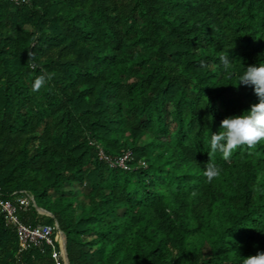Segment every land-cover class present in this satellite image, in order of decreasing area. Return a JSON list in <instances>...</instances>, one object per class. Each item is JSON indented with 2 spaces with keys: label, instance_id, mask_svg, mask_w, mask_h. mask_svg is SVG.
<instances>
[{
  "label": "trees",
  "instance_id": "16d2710c",
  "mask_svg": "<svg viewBox=\"0 0 264 264\" xmlns=\"http://www.w3.org/2000/svg\"><path fill=\"white\" fill-rule=\"evenodd\" d=\"M258 63L264 0H0V200L32 195L53 217L20 221L57 222L70 264H242L264 252V143L209 148L258 103L236 87ZM53 260L0 208V264Z\"/></svg>",
  "mask_w": 264,
  "mask_h": 264
},
{
  "label": "clouds",
  "instance_id": "9594fccd",
  "mask_svg": "<svg viewBox=\"0 0 264 264\" xmlns=\"http://www.w3.org/2000/svg\"><path fill=\"white\" fill-rule=\"evenodd\" d=\"M30 56V54H29ZM232 60V59H231ZM231 60L222 58L225 70L231 68ZM52 77L44 73L35 78L32 91L39 92ZM250 86L258 98L249 111L221 121L218 134H212L209 153L221 154L223 160L230 159L234 150L241 146L252 148L258 143H264V63L248 66L239 77L238 86ZM221 169L211 162L203 172L206 182L211 183L220 175ZM242 264H264V252L242 259Z\"/></svg>",
  "mask_w": 264,
  "mask_h": 264
},
{
  "label": "built area",
  "instance_id": "2783aa9c",
  "mask_svg": "<svg viewBox=\"0 0 264 264\" xmlns=\"http://www.w3.org/2000/svg\"><path fill=\"white\" fill-rule=\"evenodd\" d=\"M101 157L110 161L109 158L105 157L102 153ZM128 158V155H126L115 163H113V161H110V163L113 166L116 164L120 168L125 169ZM34 203L33 196L24 191L22 192V196H18L15 201L0 200V208L4 214L7 226L16 231L19 243V253L21 254L29 249H39L43 253L46 248H50L52 251V258L54 259L53 261H55L56 264H65L63 250L64 241L62 244L63 238L59 234V227L57 224H55V227L45 225L31 227L20 221L17 214L18 207L26 210L31 205L34 206Z\"/></svg>",
  "mask_w": 264,
  "mask_h": 264
},
{
  "label": "water",
  "instance_id": "95a60500",
  "mask_svg": "<svg viewBox=\"0 0 264 264\" xmlns=\"http://www.w3.org/2000/svg\"><path fill=\"white\" fill-rule=\"evenodd\" d=\"M34 207L35 209L38 211L39 214L41 215H46V216H50V217H53V215L49 212H47L46 210L42 209V208H39L36 203H34ZM57 224V222H56ZM58 225V224H57ZM59 234L60 236L63 238V241H64V247H63V250H64V258H65V264H70L69 263V260H68V253H67V241H66V237H65V234L59 229Z\"/></svg>",
  "mask_w": 264,
  "mask_h": 264
},
{
  "label": "bare ground",
  "instance_id": "6f19581e",
  "mask_svg": "<svg viewBox=\"0 0 264 264\" xmlns=\"http://www.w3.org/2000/svg\"><path fill=\"white\" fill-rule=\"evenodd\" d=\"M62 244H63V239H62Z\"/></svg>",
  "mask_w": 264,
  "mask_h": 264
}]
</instances>
